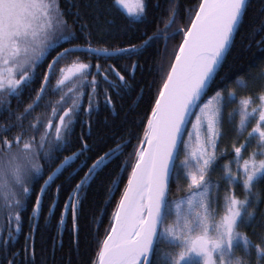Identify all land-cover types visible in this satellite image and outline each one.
Segmentation results:
<instances>
[{"label": "snow or ice", "instance_id": "obj_1", "mask_svg": "<svg viewBox=\"0 0 264 264\" xmlns=\"http://www.w3.org/2000/svg\"><path fill=\"white\" fill-rule=\"evenodd\" d=\"M114 5L130 26L145 25L139 44L93 48L91 32L85 31L86 25H81L79 32L70 26L59 0H0V116L6 113L8 121L0 130V219L4 221L0 231L7 228V236H0V264L5 260L7 264H36L35 233L40 228L36 218L43 215L44 200L65 172L71 169L68 175L74 178L87 168L64 202L58 221L59 226L66 227L65 216L70 211L71 230L78 243L83 194L112 166L124 172L129 163L131 172L113 213L111 229L99 242L92 264H253V257L255 264H264V233L256 232V228H264V210L260 207L264 189L259 188L264 184V59L254 65L258 69L254 78L262 81L258 90L251 84V75L249 79L236 77L232 88L222 83L227 76L221 82L216 80L251 0H199L185 9L188 22L183 25L178 24L182 18L178 0H167L162 15L155 14L149 0H114ZM79 19L75 16L73 24ZM152 24L156 27L149 34L147 29ZM178 36L182 37L178 47L169 52V41ZM256 36H260L255 42L261 45L260 56L264 57V3L258 23L252 27L253 40ZM81 38L87 47L78 43ZM153 50L160 59L162 84L143 136L123 160L131 136L121 137L114 147L97 154L108 142L99 131L92 139L91 117L100 105L101 80L108 85L103 92L104 103L109 106L113 104L110 89L119 94L132 85L115 63H97L93 72V65L80 61L77 53L83 51L98 61L113 56L147 60ZM165 56L169 58L166 71ZM69 57L76 58L63 63ZM45 61L47 67L38 72ZM141 66L134 60L131 74ZM37 82L39 87L33 89ZM33 90L31 102L22 112H15L11 100L15 99L19 107L24 93ZM56 92L61 94L51 102L50 112L32 117L40 102ZM238 92L248 94L238 98ZM229 106L233 107L226 115ZM82 114L88 117L86 121H81ZM24 120H29L27 127ZM77 123L82 131L74 139ZM226 123L232 125L237 137L247 132L238 146L233 142L230 151L220 150ZM14 128L19 131L10 138L7 133ZM253 140L256 146L245 157ZM182 150L183 159L177 163ZM224 156L232 159L221 166L220 177L213 181L211 173ZM63 183L56 184L51 195L49 215H55ZM173 183L177 194L170 197ZM221 183L226 186L222 197ZM29 206L25 243L10 251L23 232ZM242 227L251 228L259 242L254 243L240 231Z\"/></svg>", "mask_w": 264, "mask_h": 264}, {"label": "trees", "instance_id": "obj_2", "mask_svg": "<svg viewBox=\"0 0 264 264\" xmlns=\"http://www.w3.org/2000/svg\"><path fill=\"white\" fill-rule=\"evenodd\" d=\"M61 9L66 13V19L68 24L74 27L77 32L80 31L81 25H86L85 31L91 32V46L96 47H128L131 44H139L143 39L142 33L145 30V25L130 26L127 17L122 14V11L114 5V0H59ZM181 9V19H178V24L183 25L188 22L186 19L185 9L191 8L199 3V0H178ZM262 3L264 0H251V6L248 11L247 17L244 19V24L240 28V31L234 35L235 44L231 48V51L227 54V59L223 62V66L218 69V75L216 80L221 82V78L227 76L228 79L222 83H227L229 88L235 87L234 81L236 77H244L249 79V76H253L251 84L255 89H259L262 81L256 80L254 74L258 71L254 65L259 64L264 57L260 56L261 45L255 41L260 40V36H256L255 40L252 38V27L258 23ZM150 8H154L156 15H162L163 9L167 5V0H149ZM159 5L158 8H155ZM150 12V18L152 16ZM79 16L80 19L73 24L75 16ZM156 25L152 24L148 26V33L155 29ZM182 37L178 36L175 40L169 41V52L175 47H178ZM82 46H86V41L81 38L78 41ZM68 45H65L67 47ZM60 49H57L59 51ZM55 55V53H52ZM80 61L85 63H91L93 65L92 71L95 72V65L100 63L107 66L108 64L115 63L124 74L128 75L129 83L132 85L130 90L121 91L117 94L116 90L110 89L113 104L111 106L104 103V92L108 85L101 80L100 88L101 94L99 97L100 105L97 111L92 113V132L95 139V134L99 131L104 133L108 137V142L101 145L97 154H102L103 151L114 147L116 143L120 142V138L127 139L131 136L132 143L124 150L123 160L133 152L134 147L139 143V138L143 136L144 125L147 123V116L151 112V107L155 102V97L158 95V89L162 84L160 59L159 56L153 50V55L145 60L144 58L133 57L132 59L120 58L115 56L111 60H105L103 57L98 61L94 57H89L85 52L77 53ZM76 57H69L67 61L63 63H70ZM174 58V57H172ZM168 57L164 58V70L169 67ZM51 60V56L47 57V61ZM136 60L141 67L135 69L134 74H131V67L133 61ZM47 67V62H42V71ZM91 76L88 77L91 80ZM112 77H110L111 79ZM55 83V77L52 80ZM39 83L33 85V89L38 88ZM67 87H72V84H68ZM90 90V89H89ZM34 90L29 93L25 92L23 95V103L17 106L15 99L11 100L12 108L15 112L19 113L23 111V108L31 102V97L34 96ZM59 92L55 94H49L40 102V107H37L33 112L32 117L40 115L42 113L50 112L51 102H55L60 97ZM246 92H238L239 95H246ZM211 95V92H209ZM48 104L47 109L45 104ZM84 105L87 106V97L84 98ZM67 107V105H65ZM233 106L225 108V114ZM32 119L31 117L29 120ZM81 121H86L88 117L81 115ZM238 119V118H237ZM29 120H24V126L27 127ZM7 114L0 116V130L7 125ZM255 123V121H253ZM251 124L249 125V129ZM19 131V128H14L11 133L7 135H15ZM43 131V129H41ZM81 124L75 125L74 139L81 134ZM87 131V128H84ZM39 133H37V137ZM247 136V132L243 136L237 137V133L230 124H225L224 138L220 142V150L227 148L231 150L232 144L235 141L237 146ZM91 142V140L89 141ZM78 146V145H77ZM255 140L249 145L247 151L244 152V156L255 148ZM75 151V148L72 149ZM69 153H63L68 155ZM95 159V156L92 157ZM92 159L88 160V164H91ZM232 159L231 156H224L218 161L217 167L223 165V163ZM59 163V161H57ZM80 162L77 161V164ZM75 167V165H74ZM80 171L79 175L74 178L68 175V172L64 173V177L58 180L56 184H61L64 181L60 194L56 200L58 207L55 209V215H49L48 207L51 204V195L56 191V184L52 185V193L49 194L44 200L43 215L39 217L38 224L39 230L35 233L36 238V264H92L96 259V253L98 251L99 242L104 239L107 232L111 229L113 213L116 210L117 203L121 197V194L125 188L128 174L131 172V163L127 167V171L121 172L116 166H112L111 169L105 173V175L91 184V187L83 194V207L80 210L79 224L80 231L78 235V243L76 242L75 234L71 230V213L67 214L65 224L60 229L58 224L59 216L63 210L64 202L68 199L69 193H71L75 187V184L83 177L84 172ZM47 175V173H45ZM67 178V179H65ZM113 178H116V182L113 183ZM43 181H40L42 183ZM182 185L186 184L185 181H181ZM116 186V189L114 190ZM118 186V190H117ZM226 186L221 183V194L223 196L224 188ZM109 188L112 191H109ZM260 189H264V184L259 185ZM39 185H37V191ZM236 192L241 195V188L237 187ZM176 185L173 183L172 191L169 196H175ZM183 193H181L182 195ZM34 200V197H33ZM261 210H264V204L260 205ZM31 213V207L29 206L28 212L25 214V220L23 224V232L17 236V242L14 247L10 248V251L20 249L24 243V237L29 233V222L27 215ZM45 217H48L47 222ZM3 219H0V225H3ZM240 231L246 232L253 242H259L258 236L252 234L251 228H241ZM256 232L264 233V228H256ZM0 236H7V228L4 227L0 231ZM239 254V253H238ZM5 264L7 261L5 260ZM253 264H255L253 257Z\"/></svg>", "mask_w": 264, "mask_h": 264}, {"label": "rangeland", "instance_id": "obj_3", "mask_svg": "<svg viewBox=\"0 0 264 264\" xmlns=\"http://www.w3.org/2000/svg\"><path fill=\"white\" fill-rule=\"evenodd\" d=\"M189 127H191V125H189ZM185 135L187 136V134H185ZM183 156H184V153H183V150H182L181 151V154H180V157H179V159L177 161V163H179V160H182L183 159ZM234 167H235V165L233 164V168ZM220 175H221V168L220 167H216L215 170H213L212 173H211V179L213 181H216L220 177ZM220 194H221V191H220ZM221 197H222V194H221ZM162 251H167V249L166 248H162Z\"/></svg>", "mask_w": 264, "mask_h": 264}, {"label": "water", "instance_id": "obj_4", "mask_svg": "<svg viewBox=\"0 0 264 264\" xmlns=\"http://www.w3.org/2000/svg\"><path fill=\"white\" fill-rule=\"evenodd\" d=\"M84 47H86V46H84ZM81 52H83V51H81ZM126 185H127V182H126ZM126 185H125V186H126ZM115 189H116V186H115L114 190H115ZM123 191H124V190H123ZM122 194H123V192H122ZM122 194H121V195H122ZM119 200H120V199H119ZM38 218H39V217H38ZM38 218H36V220H38ZM65 220H66V216H65ZM62 228H63V226H60V229H62Z\"/></svg>", "mask_w": 264, "mask_h": 264}, {"label": "flooded vegetation", "instance_id": "obj_5", "mask_svg": "<svg viewBox=\"0 0 264 264\" xmlns=\"http://www.w3.org/2000/svg\"><path fill=\"white\" fill-rule=\"evenodd\" d=\"M40 217V216H39ZM66 217H67V215H66ZM38 220H39V218H38ZM38 220H37V222H38Z\"/></svg>", "mask_w": 264, "mask_h": 264}]
</instances>
